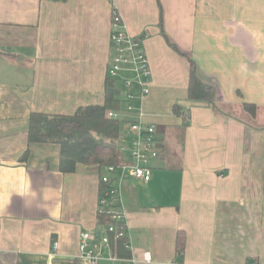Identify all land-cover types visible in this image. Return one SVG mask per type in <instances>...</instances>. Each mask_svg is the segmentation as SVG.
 <instances>
[{
	"label": "crops",
	"instance_id": "1",
	"mask_svg": "<svg viewBox=\"0 0 264 264\" xmlns=\"http://www.w3.org/2000/svg\"><path fill=\"white\" fill-rule=\"evenodd\" d=\"M113 9L144 34L151 78L134 104L160 152L148 181L114 183L129 256L98 245L91 262L79 245L104 230V167L61 173L58 145L29 143L27 127L32 111L103 103ZM188 58L223 110L188 99ZM243 102L264 123V0H0V264H264V130L234 116ZM174 104L189 108L187 125Z\"/></svg>",
	"mask_w": 264,
	"mask_h": 264
},
{
	"label": "trees",
	"instance_id": "2",
	"mask_svg": "<svg viewBox=\"0 0 264 264\" xmlns=\"http://www.w3.org/2000/svg\"><path fill=\"white\" fill-rule=\"evenodd\" d=\"M63 1V0H53ZM113 18V15H112ZM161 17L159 26H161ZM173 48L174 46L170 44ZM189 78L187 97L195 102H207L216 109L223 110L225 105L216 101V90L213 85L202 80L195 72L194 62L188 58ZM114 80L106 75L104 87V101L101 104H87L79 106L71 114H46L32 111L28 116L27 139L29 143L50 142L58 145V169L61 173H72L77 164L97 165L100 168L117 164L120 160L117 150L119 137L122 133V120L112 119L108 111L118 109L120 104L118 91ZM258 106L254 103L240 104V113L234 115L238 120L252 128L263 129L264 123L257 122ZM224 112V111H222ZM172 113L181 116L183 125L189 121V108L174 104ZM243 114V117L241 116ZM248 114V116L246 115ZM255 120L251 125L246 119ZM28 150L23 153V158ZM111 221L107 214L97 213V224L107 225ZM185 235L178 231L176 235L175 250L181 254L184 248ZM126 236L114 239L109 235V245L113 247L116 256L127 257L129 252L125 248Z\"/></svg>",
	"mask_w": 264,
	"mask_h": 264
},
{
	"label": "built area",
	"instance_id": "3",
	"mask_svg": "<svg viewBox=\"0 0 264 264\" xmlns=\"http://www.w3.org/2000/svg\"><path fill=\"white\" fill-rule=\"evenodd\" d=\"M143 37L144 34L138 36L129 34L118 12L113 11L110 32L113 55L109 61L106 75L111 79L121 77L124 89L118 94L119 103H122V106L117 110L108 111L107 114L112 119L125 121L126 135L122 136L121 140L119 139L117 146L120 161L117 164L105 166L104 173L100 175L101 188L97 213L109 215L111 221L107 225H102L104 228L102 232L93 234L83 232L81 234L80 252L91 262H95L100 257L95 252L98 245L109 246L110 234L114 235V239L126 236L124 214L113 208L117 199V187L114 186V183L118 182L125 174L148 181L152 172L151 162L158 157L160 152V144L155 137V125L144 122L141 105L134 104L136 99H138V103H141L143 97L148 93L151 78ZM126 72L131 75L124 76ZM134 85L138 89L137 94L131 91ZM148 254V252L143 253L145 260H148Z\"/></svg>",
	"mask_w": 264,
	"mask_h": 264
},
{
	"label": "rangeland",
	"instance_id": "4",
	"mask_svg": "<svg viewBox=\"0 0 264 264\" xmlns=\"http://www.w3.org/2000/svg\"><path fill=\"white\" fill-rule=\"evenodd\" d=\"M113 11H116L115 9H113ZM113 11H112V15H113ZM111 20H112V17H111ZM123 89H124V87H123ZM122 89V90H123ZM121 90V91H122ZM118 94H119V91H118ZM221 103H224V102H221ZM122 105L120 104V106L119 107H121ZM117 110V109H116ZM258 112V111H257ZM247 116H248V114H246ZM241 116L243 117V114H241ZM247 121V123H249V124H253L254 123V125H255V120H251V118H249L248 117V119H246ZM122 133L120 134L121 136L119 137V139L121 140L122 139V136H124V135H126V123H125V121L123 120V122H122ZM119 153V152H118ZM119 157H120V154H119ZM120 161V160H119ZM105 167V166H104Z\"/></svg>",
	"mask_w": 264,
	"mask_h": 264
}]
</instances>
